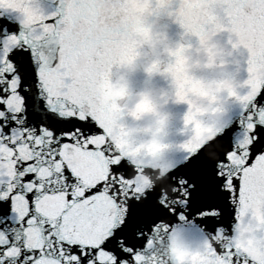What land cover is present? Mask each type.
I'll return each mask as SVG.
<instances>
[{
    "label": "snow or ice",
    "instance_id": "1",
    "mask_svg": "<svg viewBox=\"0 0 264 264\" xmlns=\"http://www.w3.org/2000/svg\"><path fill=\"white\" fill-rule=\"evenodd\" d=\"M125 7L0 0V264H175L174 240L186 264H264V0H151L142 22L162 13L187 41L161 73L184 136L155 166L100 92L139 47ZM225 32L247 76L212 120L181 91L182 54Z\"/></svg>",
    "mask_w": 264,
    "mask_h": 264
},
{
    "label": "clouds",
    "instance_id": "2",
    "mask_svg": "<svg viewBox=\"0 0 264 264\" xmlns=\"http://www.w3.org/2000/svg\"><path fill=\"white\" fill-rule=\"evenodd\" d=\"M151 4V0H142L141 8L146 11ZM141 37L143 47L148 48L156 57L155 59L141 63L139 57L133 58L127 64L129 72L137 69H143L150 77L161 74V68L158 67L165 59L171 61L174 65L176 63L177 46H171L167 38L164 36H157L151 27H145ZM184 65L182 66V75L188 78L181 81V91L184 96L190 99L194 106H199L200 110L204 113H212L213 103L221 98L227 102L234 90V81L229 77H219L213 79L196 78L192 75V65L189 63L191 55L187 52L183 54ZM200 56L204 67L212 69L219 67L217 60L219 53L215 44L209 42L207 45L202 46L199 50ZM111 88V103L116 110L115 118L117 120L123 119L125 115H130L134 119L143 121L145 129L150 130V136L147 140L135 143L138 133L137 129H128L125 132L124 140L130 146H135V149L148 158H155L160 151L162 145V137L168 126V115L163 111V105L166 100L163 96H158L152 89H144L137 93H132L128 86L127 80L121 77L110 85ZM128 109L125 113L123 110ZM135 113V116L132 114ZM188 249L179 240H174L170 247L169 253L175 260V264H186L189 255Z\"/></svg>",
    "mask_w": 264,
    "mask_h": 264
}]
</instances>
